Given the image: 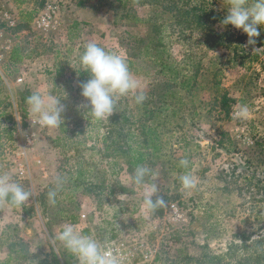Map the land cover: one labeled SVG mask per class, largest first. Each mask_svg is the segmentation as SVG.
I'll return each instance as SVG.
<instances>
[{
  "label": "rangeland",
  "instance_id": "obj_1",
  "mask_svg": "<svg viewBox=\"0 0 264 264\" xmlns=\"http://www.w3.org/2000/svg\"><path fill=\"white\" fill-rule=\"evenodd\" d=\"M140 2L121 8L116 0H0V173L33 194L22 209L0 204V264L64 263L66 251L54 236L80 214L96 238L136 242L151 255L150 264H198L203 246L220 255L231 234L255 231L264 221V29L256 45L242 47L244 34L217 24L214 32L232 35L230 45L207 52L202 65L216 73L229 98L242 102L231 106L228 121L214 105L196 102L170 131L158 129L160 151L139 152L147 154L141 164L156 174L167 207L150 215L142 210V189L129 181L136 166H127L123 151L139 142L135 98H120L108 120L98 121L80 95L89 79L80 65L85 45L96 43L127 62V53L136 50L129 38L142 37L145 28L132 27L125 11L143 17L147 7ZM212 9L224 17L227 0L213 1ZM45 13L50 27L39 29L34 20ZM179 49L173 47L174 57ZM129 70L137 92L157 81L143 60H133ZM35 92L60 99V127L27 124L33 117L25 100ZM239 105L248 107L249 118L235 117ZM127 134L131 140L125 142ZM182 159L187 168L179 167ZM79 172L82 180L76 179ZM185 173L198 179L190 193L181 190L179 175ZM54 188L53 205L47 192Z\"/></svg>",
  "mask_w": 264,
  "mask_h": 264
},
{
  "label": "trees",
  "instance_id": "obj_2",
  "mask_svg": "<svg viewBox=\"0 0 264 264\" xmlns=\"http://www.w3.org/2000/svg\"><path fill=\"white\" fill-rule=\"evenodd\" d=\"M125 8L132 0H116ZM215 0H142L146 13L138 17L135 10L125 11V20L132 25H143L142 37H130L136 46L134 53H127V64L140 59L149 64L150 75L157 79L142 91L146 95L143 103L134 101V111L138 122L139 142L135 148L126 146L128 167H135L145 160V152L156 153L159 149V128L170 131L173 120L183 117L197 102L198 107L214 105L223 120H229L234 101L219 85L215 72L203 67L202 59L207 52L217 46L230 45L229 31L214 32L215 24L221 26L223 17L213 11ZM174 37V41L172 38ZM241 37V36H240ZM176 40V41H175ZM179 47L178 58L174 57L173 47ZM232 52L234 47H232ZM255 53H252L254 55ZM14 56L12 49L9 59ZM207 93L208 100L199 96ZM222 136V135H221ZM58 140V139H56ZM131 140L126 135L125 142ZM253 145L258 147L257 143ZM131 151H134L132 153ZM82 172L76 179L82 180ZM263 219H259L261 221ZM201 260L198 264H264V221L257 230L240 231L230 235L225 243L224 252L211 256L207 246H203ZM190 258H185V260ZM203 262V263H201ZM185 264H188L185 262Z\"/></svg>",
  "mask_w": 264,
  "mask_h": 264
},
{
  "label": "clouds",
  "instance_id": "obj_3",
  "mask_svg": "<svg viewBox=\"0 0 264 264\" xmlns=\"http://www.w3.org/2000/svg\"><path fill=\"white\" fill-rule=\"evenodd\" d=\"M225 12L220 22L221 27L231 26L244 34L247 39L242 47L256 45L261 30L264 29V0H227ZM80 65L89 75V79L80 86V95L87 101L88 112L95 120H108L114 113L117 101L122 97L131 95L137 104L146 99L145 93L137 92L140 85L122 55L111 54L96 43L89 42L80 56ZM25 103L29 114L39 126L55 129L63 123L64 106L57 96L35 92L26 98ZM234 115L246 119L251 113L246 105H239ZM179 167L187 168L188 161L180 160ZM155 176L146 164H137L129 174L131 184L142 189V210L145 215L167 207L163 195L158 194ZM179 181L181 190L189 193L198 183V179L188 173L179 175ZM59 183L60 178L57 177L56 184ZM32 195L31 191L17 183L11 175L0 173V204L22 209L31 200ZM56 197L55 188L47 192L50 204L56 203ZM55 241L76 257L78 264H119L110 249L102 246L92 236L83 234L72 223L65 222L58 226ZM32 264H40V260H32Z\"/></svg>",
  "mask_w": 264,
  "mask_h": 264
},
{
  "label": "built area",
  "instance_id": "obj_4",
  "mask_svg": "<svg viewBox=\"0 0 264 264\" xmlns=\"http://www.w3.org/2000/svg\"><path fill=\"white\" fill-rule=\"evenodd\" d=\"M50 16L48 14H42L34 20V25L39 29H47L50 24ZM20 79H17L16 82L20 83ZM27 124L29 126H39L34 118H28ZM28 137V136H27ZM27 139V138H26ZM19 174H22V170L19 169ZM72 224L76 225L77 228L84 234L85 230H88V233L85 235H90L97 241L101 243L107 249H110L112 253L116 256L119 261V264H150L152 257L149 252H142L141 245L138 243H129L128 241H123L119 238H110L108 240H100L95 237V235L88 229V221L84 214H80L75 222ZM61 245V244H60ZM62 246V245H61ZM63 247V246H62ZM64 249V248H63ZM65 250V249H64ZM66 251V250H65ZM60 264H78L76 257L71 255L66 251V261Z\"/></svg>",
  "mask_w": 264,
  "mask_h": 264
}]
</instances>
